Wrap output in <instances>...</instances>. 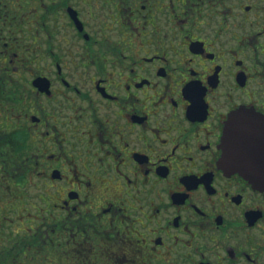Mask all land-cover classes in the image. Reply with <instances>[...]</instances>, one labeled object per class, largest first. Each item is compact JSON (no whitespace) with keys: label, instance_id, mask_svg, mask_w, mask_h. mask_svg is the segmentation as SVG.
<instances>
[{"label":"flooded vegetation","instance_id":"1","mask_svg":"<svg viewBox=\"0 0 264 264\" xmlns=\"http://www.w3.org/2000/svg\"><path fill=\"white\" fill-rule=\"evenodd\" d=\"M262 31L264 0H0V264H116L117 228L135 264H264V175L221 148L264 112ZM100 177L122 198L85 202Z\"/></svg>","mask_w":264,"mask_h":264},{"label":"snow or ice","instance_id":"2","mask_svg":"<svg viewBox=\"0 0 264 264\" xmlns=\"http://www.w3.org/2000/svg\"><path fill=\"white\" fill-rule=\"evenodd\" d=\"M262 34H264V31H262ZM188 63H192L191 58H189ZM193 82L186 103L193 108L195 113L199 114L203 112L205 107V89L198 81L194 80ZM36 95L38 99V94ZM230 113L233 114L232 117L230 118L227 115L223 126V135L226 125L229 129V150L225 167L230 169L233 167L234 151H239L246 161L244 170L254 174L257 167V144L260 128L264 125V112L254 110V107H238L235 111H230ZM17 130L6 129L0 124V176H3L11 169H14L17 174L23 171L21 167L13 163L14 157L12 154L18 146V137L15 135ZM237 170L241 171L240 169ZM86 179L90 180L87 177ZM114 181L115 177L111 179L100 177L97 183L90 182L89 193L85 197V202L96 195L103 196L105 200L111 199L112 201L122 198L123 185H119L118 181L114 183ZM104 206L107 207V204ZM105 239L110 245V251L116 264H135L131 250H125L130 242L126 238L124 231L117 228L112 230L111 235L106 232Z\"/></svg>","mask_w":264,"mask_h":264},{"label":"water","instance_id":"3","mask_svg":"<svg viewBox=\"0 0 264 264\" xmlns=\"http://www.w3.org/2000/svg\"><path fill=\"white\" fill-rule=\"evenodd\" d=\"M261 131L263 132L264 131V128L261 127L260 128V133L261 134ZM259 137H261V135H259ZM221 148H222V155H223V158L224 160L226 161L227 159V156H228V150H229V129L226 125V128H225V133L224 135L222 136V143H221ZM246 150V149H245ZM262 155L261 153H258L257 154V162H262L264 161L261 156ZM232 163H233V169L234 170H237V169H240L241 173L249 176L251 179L252 177H254L256 174L258 175H264V166H259V167H256V170H255V173L252 174V173H249L248 171L244 170L245 167H246V161H245V158L244 156L239 152V151H234V155H233V160H232ZM264 164V163H262ZM239 171V170H238Z\"/></svg>","mask_w":264,"mask_h":264},{"label":"rangeland","instance_id":"4","mask_svg":"<svg viewBox=\"0 0 264 264\" xmlns=\"http://www.w3.org/2000/svg\"><path fill=\"white\" fill-rule=\"evenodd\" d=\"M26 192L28 194L35 193L36 192V188L32 187V186H27Z\"/></svg>","mask_w":264,"mask_h":264}]
</instances>
